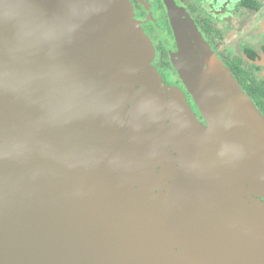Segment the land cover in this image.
Instances as JSON below:
<instances>
[{
    "label": "water",
    "instance_id": "obj_1",
    "mask_svg": "<svg viewBox=\"0 0 264 264\" xmlns=\"http://www.w3.org/2000/svg\"><path fill=\"white\" fill-rule=\"evenodd\" d=\"M165 3L207 128L129 0H0V264H264V115Z\"/></svg>",
    "mask_w": 264,
    "mask_h": 264
},
{
    "label": "flooded vegetation",
    "instance_id": "obj_2",
    "mask_svg": "<svg viewBox=\"0 0 264 264\" xmlns=\"http://www.w3.org/2000/svg\"><path fill=\"white\" fill-rule=\"evenodd\" d=\"M129 1L136 21L156 49L153 67L167 85L184 92L187 102L197 113L191 96L172 65V54L178 52V48L165 0ZM174 1L179 9L190 15L204 40L228 68L229 56L238 55L252 68H258L260 75L264 76V26L259 24L264 18V0ZM245 50L257 54L251 63Z\"/></svg>",
    "mask_w": 264,
    "mask_h": 264
},
{
    "label": "trees",
    "instance_id": "obj_3",
    "mask_svg": "<svg viewBox=\"0 0 264 264\" xmlns=\"http://www.w3.org/2000/svg\"><path fill=\"white\" fill-rule=\"evenodd\" d=\"M244 53L249 61H254L257 57V54L250 50H245ZM227 64L243 91L264 115V76L260 75L259 69L252 68L242 56L233 54L227 59Z\"/></svg>",
    "mask_w": 264,
    "mask_h": 264
},
{
    "label": "rangeland",
    "instance_id": "obj_4",
    "mask_svg": "<svg viewBox=\"0 0 264 264\" xmlns=\"http://www.w3.org/2000/svg\"><path fill=\"white\" fill-rule=\"evenodd\" d=\"M234 1V0H233ZM175 2V1H174ZM176 4V3H175ZM133 12H134V10H133ZM186 13V12H185ZM187 14V13H186ZM188 15V14H187ZM189 16V18H190V20L191 21H193V19L190 17V15H188ZM134 18H135V16H134ZM264 18H261V20H260V22H259V24H262L263 26H264V20H263ZM194 22V21H193ZM140 25V24H139ZM145 33V32H144ZM146 34V33H145ZM147 35V34H146ZM229 50H230V47H229ZM173 56H172V65H173V67H174V69H175V71H176V73H177V75H178V77H179V79L181 80V78H180V75H179V73L177 72V70H176V68H175V66H174V64H173V60L174 59H177L176 57L178 56V52H176L175 54L173 53L172 54ZM174 58V59H173ZM160 75V74H159ZM161 76V75H160ZM161 78H162V76H161ZM163 79V78H162ZM163 81H164V79H163ZM182 81V80H181ZM165 83V82H164ZM182 83H183V86H184V88L186 89V91H187V93L189 94V92H188V90H187V88H186V86H185V84H184V82L182 81ZM165 85L166 86H168V87H170V88H175V89H177L178 87H171V86H169V85H167L166 83H165ZM179 90L178 91H176L177 93H181V92H179V91H182L180 88H178ZM182 93H183V95H185L184 94V92L182 91ZM190 96H191V94H189ZM191 98H192V100H193V103H194V106H195V108H196V112L197 113H195V115L197 116V118H198V120H199V122L202 124V126H204V127H208V125H207V123H206V121L204 120V118L202 117V115H201V112H200V110H199V108L197 107V105H196V102H195V100L193 99V97L191 96ZM187 100V99H186ZM189 104V103H188ZM176 107V108H175ZM175 109L177 110V116L180 118V119H182V120H185V119H188L189 118V116H188V113L181 107V106H179V104H175ZM193 110V109H192ZM183 147L185 148V150L187 151V152H190V151H193V147L192 146H190L189 144H188V141H185V142H183ZM107 215V217L109 216V217H111V216H113L111 213H108V214H106ZM105 217V216H104ZM102 234L103 235H105L104 236V238L107 236V235H110V234H106L105 232H102ZM103 238V239H104Z\"/></svg>",
    "mask_w": 264,
    "mask_h": 264
}]
</instances>
